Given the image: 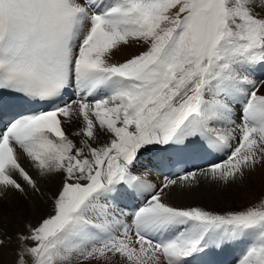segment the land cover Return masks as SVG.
<instances>
[{
    "label": "snow or ice",
    "instance_id": "obj_1",
    "mask_svg": "<svg viewBox=\"0 0 264 264\" xmlns=\"http://www.w3.org/2000/svg\"><path fill=\"white\" fill-rule=\"evenodd\" d=\"M262 13L264 0H0V199L44 195L20 154L59 177L51 213L17 234L15 264H196L240 244L236 264H264V198L177 206L163 194L197 172L160 186L134 172L146 153L163 164L196 145L227 153L199 170L213 183L264 164V79L250 75L264 66ZM130 44L143 50L111 62Z\"/></svg>",
    "mask_w": 264,
    "mask_h": 264
},
{
    "label": "bare ground",
    "instance_id": "obj_2",
    "mask_svg": "<svg viewBox=\"0 0 264 264\" xmlns=\"http://www.w3.org/2000/svg\"><path fill=\"white\" fill-rule=\"evenodd\" d=\"M143 49L136 46L135 44H130L127 47H121L119 50L113 52L112 61L113 63H120L128 59L131 55L137 54ZM257 71H253L256 73ZM234 109L238 112L239 108L237 109L236 106H233ZM237 122H239V118L236 117ZM219 127H224L226 125H218ZM80 127V121H74L71 125L65 124L66 132L71 136V133ZM74 140L78 141V138L72 137ZM106 137H100V142H106ZM96 146V145H93ZM151 158V154H146L145 159ZM153 163L152 165L155 166V159L152 157ZM20 163L22 166L25 167L27 171H29L30 175L37 181V184L43 196H40L34 193L30 188H26V193L22 194L25 199V206H24V214L27 215L26 219L21 222L22 229L25 228L27 224V220L34 217L36 211V201H40L44 203L46 201V194L54 195L59 188V177H49V178H41L38 172L31 166L30 162L27 160L25 156L20 154ZM152 171V166H149ZM148 177H155L153 172L147 174ZM155 183L157 186H160L164 180L161 178H154ZM197 180L199 181L198 184H195L191 189L187 187L181 188L179 183L176 186H173L165 191L163 194L162 199L164 202L170 203L172 205L177 206H200L207 208L209 210L223 212L225 210H235L238 208H244L246 206L251 205L254 203L259 196L261 190L264 189V164L258 165L254 171L247 172L243 178V180H237L235 184H228L223 185L221 183H213L205 176L201 175L199 171H197ZM23 183V181H21ZM188 183V182H186ZM7 196L10 200L16 201L19 194L14 190H10L7 193ZM50 205L52 206V202L50 200ZM118 204V203H117ZM119 205V204H118ZM124 211L130 212L124 207ZM46 211V215H49L48 210ZM2 215V209L0 208V216ZM30 215V217L28 216ZM42 218L39 219V221ZM29 222V221H28ZM0 226L4 229L9 231L10 228H6L5 221H3ZM240 248H243V245H237ZM235 246L229 248V264H236L237 259L234 258L235 251L232 252L230 255V251H233ZM216 251H208L203 256L210 258H214ZM8 252L2 248L0 249V264H7V258L9 254ZM9 262V261H8ZM12 264V263H11ZM111 264H121V261L114 260ZM213 264V263H212Z\"/></svg>",
    "mask_w": 264,
    "mask_h": 264
},
{
    "label": "rangeland",
    "instance_id": "obj_3",
    "mask_svg": "<svg viewBox=\"0 0 264 264\" xmlns=\"http://www.w3.org/2000/svg\"><path fill=\"white\" fill-rule=\"evenodd\" d=\"M262 14H264V13H262ZM254 77H256V76H254ZM260 78H261V80L264 79V75H262V77H260ZM260 78H257L255 80L259 81ZM259 94H264V87H262L260 89ZM233 105H235V104H233ZM235 106H237V105H235ZM18 194H19V196H18L16 201L10 202L7 195L5 197H3L2 199H0V208L2 209V215L0 216V224L3 221H5L6 228H10V230L7 231V230H4L0 226V229H2V231H0V235H3L5 237H11V240L9 242H7L5 244V246L3 247L8 252L7 254H9V256L7 258V264H11V263L15 264L16 251H17V245H18L17 234L21 233V230H20L22 228L21 222L23 220H25L27 217V215L24 214V206H25L24 196L19 192H18ZM50 196H51V194L45 195L46 201L44 203H42L40 201H36V211L37 212L35 213L33 218L27 220V224L30 223L33 226H35L39 222L40 218L45 217V215H46L45 210H48L49 214L51 213L52 206L49 203L51 200ZM261 198H264V189L261 190V192L259 193L258 199L249 206L256 205L261 200ZM249 206H246V207H249ZM246 207H244V208H246ZM244 208H238L235 210H240V209H244ZM28 216L30 217V215H28ZM24 231H25V228L22 229V232H24ZM238 247L240 248V246H238ZM234 251H235V248L233 249V251H230V255ZM234 258H235V256H234ZM235 259H237V258H235ZM93 264H95V262H93ZM100 264H104V262H100Z\"/></svg>",
    "mask_w": 264,
    "mask_h": 264
}]
</instances>
